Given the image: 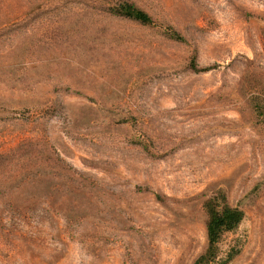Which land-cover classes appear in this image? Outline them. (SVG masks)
<instances>
[{"label": "rangeland", "instance_id": "374dc122", "mask_svg": "<svg viewBox=\"0 0 264 264\" xmlns=\"http://www.w3.org/2000/svg\"><path fill=\"white\" fill-rule=\"evenodd\" d=\"M117 1L0 0V264H192L216 192L264 264V0Z\"/></svg>", "mask_w": 264, "mask_h": 264}, {"label": "trees", "instance_id": "16d2710c", "mask_svg": "<svg viewBox=\"0 0 264 264\" xmlns=\"http://www.w3.org/2000/svg\"><path fill=\"white\" fill-rule=\"evenodd\" d=\"M111 9L115 14L141 24H150L152 22L148 12L127 0H118ZM190 65L193 69L201 71L211 68H196L194 58L191 59ZM261 105L257 103V108ZM203 206L207 214L205 223L207 245L204 252L192 264H228L239 254L240 248L233 245L225 256H221L219 243L225 233L234 232L239 227L244 217V212L237 207L231 206L223 192H216L208 197L204 201Z\"/></svg>", "mask_w": 264, "mask_h": 264}]
</instances>
